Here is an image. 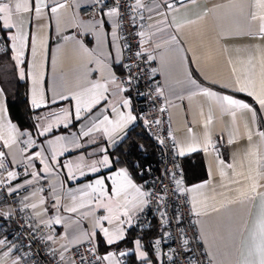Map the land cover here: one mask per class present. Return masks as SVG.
Masks as SVG:
<instances>
[{"label": "crops", "instance_id": "obj_1", "mask_svg": "<svg viewBox=\"0 0 264 264\" xmlns=\"http://www.w3.org/2000/svg\"><path fill=\"white\" fill-rule=\"evenodd\" d=\"M92 2L93 0H45L48 7H45L40 18L36 19L34 0H28L29 12H23L16 17L17 23L29 33L21 48L22 63L18 67L26 74L23 80L27 82L30 106L34 110L42 111L36 114L32 132L16 128L18 143L9 149H3L12 165L10 171L17 173L15 179L9 180L8 176L7 179L11 189L20 193L19 205L30 224L55 229L56 234L45 235L44 241L51 252L56 250V256H60V252L65 255L69 249L78 245L92 243L103 256L109 251L113 254L114 259L104 261V264H123V259L119 258L118 254L127 250H133V254L124 264H142L135 254L134 242L139 237L132 242L130 248L122 246L119 249H110L106 244H101L100 247L95 240L90 242L88 237L75 244L72 242L74 237L82 233L90 235L98 229L93 227V215L83 214L88 212L87 208L77 212L66 210L73 206L69 193H76L79 197L80 193L76 190L84 188L90 182L94 183L99 177H103L108 187H111L108 177L119 169L100 165V171L92 173L81 163V154H87L89 164L93 160H100L103 155H109L111 161L110 152L121 143L137 122L135 119L118 129L111 139L104 137L102 132H93L90 138L78 135L81 129L87 130L92 119L99 115L97 108L112 120L117 118L112 112L113 106H118V110L125 114L130 111L136 117L131 98L130 108L125 109L122 106L123 98L130 95L126 91L119 92L116 87L120 84L119 73L124 70L125 62L124 42L119 34L118 18L109 19L102 15L82 17L79 9ZM141 3L148 17H153L149 19L151 27L145 37V50L148 55L154 57L152 62L157 72V86L168 104L178 152L181 146L185 151V155L181 156L185 181L183 189H194L191 192L185 191V194L189 198L209 260L211 264H239L241 259L256 260L257 256L249 255L245 240L253 231L264 205V187L253 192V180L249 179L250 176L256 177V161L264 156V142L259 136V133L264 131V110L260 109L253 97L248 96L246 92L237 91L236 88L239 81L240 85L248 86L249 90L256 94L261 90L264 80V40L248 35L249 32H257L260 21H252L251 15L253 12L259 15L261 10L255 7L256 0H174L175 11L168 14L165 20V17L155 11H148L154 7L153 0H141ZM57 4H63L64 7L58 8L54 15L50 7ZM159 11H166L162 2ZM161 20L165 22L157 23ZM113 31L116 33L115 38ZM33 35L36 37L35 56L32 52ZM172 37H176V40H172ZM80 43L91 55L82 51ZM12 53L14 56L15 53ZM117 59L120 64L115 63ZM110 72L115 75L116 84L107 85L108 100L101 101V105H96L91 113H83L92 119L76 120V101L72 99L73 95L83 93L86 99L89 98L92 93H84L85 88H90L91 83H103L108 79ZM190 78L195 79L201 88L217 95H229L248 103L258 112L256 124L252 123L251 113L247 110L228 109L227 106L221 108L215 97L203 95L200 89L190 83ZM0 91L4 93L0 96V134L6 137L7 125L14 123L8 113L7 94L1 81ZM34 92L37 99L41 94L43 96V103L38 108L32 106ZM61 95L67 96L68 99L61 100ZM53 98H56V103H52ZM66 118L71 122L64 127ZM49 125L51 132L40 136L39 131ZM70 126L71 130L56 133L57 130ZM249 134L251 140L248 139ZM29 136L34 141L33 147L30 148L22 143ZM60 136L75 139L82 147L76 148L72 144H66L67 150L61 155L60 146H57L58 163L52 165L51 174L45 173V166L40 164L39 158L32 162L33 167H28L25 157L42 149L43 157L50 159L51 150L48 149L47 141ZM92 140L95 142H91ZM2 143L3 141H0V145ZM193 143L197 150L189 151L187 146ZM105 148L106 151H102ZM19 149H25V152L21 154ZM220 161H224V164ZM68 164L73 165L77 180L67 179V169L61 165ZM229 164L234 167L228 168ZM77 165L83 168L85 176H80ZM33 171L38 173L36 179L31 175ZM222 171L225 173L223 177L220 175ZM28 180L32 183L28 184ZM133 181L145 190L142 184L134 179ZM260 183L264 184V180ZM198 185L203 187H197ZM57 198L58 208L54 207ZM41 199L44 200L43 204L39 203ZM32 203L37 204L36 209L28 206ZM91 207L95 216L107 215L103 209L97 210L95 205ZM129 208H132L131 203ZM141 211L134 212L131 228L127 223L123 225L125 239L110 247L126 240ZM7 215L8 209L2 205L0 197V218L4 219ZM56 217L60 218L59 224L54 222ZM48 221L52 223L48 224ZM104 226L113 227L107 221H104ZM49 236L53 239L49 240ZM0 240L4 241L0 244V264H33L28 254L15 249L14 241L9 235L1 237ZM62 245L67 247V251ZM141 250L150 257L142 244ZM151 255V260L156 264L152 250Z\"/></svg>", "mask_w": 264, "mask_h": 264}, {"label": "snow or ice", "instance_id": "obj_2", "mask_svg": "<svg viewBox=\"0 0 264 264\" xmlns=\"http://www.w3.org/2000/svg\"><path fill=\"white\" fill-rule=\"evenodd\" d=\"M94 3H99L102 5V7L99 9V12L102 16H107L109 19L113 17H121V18H129L131 20V23L133 25V29H135V17H129V10L135 11L136 9L141 8L143 5L141 3V0H135V3L132 4L131 0H114V3L109 6V4L106 2V0H93ZM163 3L164 8L166 11H159L160 9V3ZM182 2V0H180ZM154 7L149 8L148 11L156 12L158 15L165 17V20L168 16V14L175 11V3L174 0H153ZM34 11H35V18L39 19L41 14L44 11L45 7H48V5L45 4V0H34ZM64 7L63 4H57L56 6L50 7V11L55 15L58 11V8ZM255 7L260 9L259 15L256 12H253L251 15V20L256 21L259 20V27L257 32H249L248 35L258 37L262 40H264V0H256ZM107 9V11H105ZM23 12H29V5L28 0H0V40H3L5 44L11 45V51L15 53V55L12 57L16 63L17 66H19L22 63L21 57L23 55L21 48L23 47V42L28 38L29 33L25 32L23 29V26L21 24H18L16 21V17L23 13ZM143 19V17H141ZM148 19H153V17L150 15ZM32 17H29V24H31ZM164 20L157 21V23H164ZM151 27V25H150ZM113 37H116L115 31L112 33ZM137 35L140 37V51H137L135 53V56L138 58H142L146 50L144 49V44L147 43V41L144 39L145 33L143 31H140L137 33ZM32 39V52L33 56L36 55V48H35V41L36 37L33 35L31 37ZM172 40H176V37H172ZM167 43V41H166ZM80 48L82 51L88 55H91L89 50L84 47L82 43H80ZM128 48L131 47V45H127ZM159 47V45H157ZM148 60H152L154 57H152L150 54L148 55ZM115 63L120 64L119 59L115 61ZM123 67L128 72L127 80H121L120 84L116 85L119 92H125L129 91L130 86L132 85L133 81L139 80L138 75H133V69L131 64H124ZM136 70L137 72L141 71V65L136 64ZM20 78H25V72L23 70L20 71ZM28 75H32L31 73H28ZM35 83V79H34ZM116 84V77L113 73H109V77L107 80H105L103 83L101 82H95L91 83L90 88H85L84 93H92V95L89 98H85L84 94L79 95H73L72 99L76 101V108H75V119L78 121L88 120L92 119V117L83 115V113H91L92 109L96 107V105H101V101H107L108 100V84ZM190 83L195 86L196 88L200 89L201 93L208 97H215L217 103L221 106V108H225L227 106L228 109H242L247 110L249 113H251L252 123L256 124L257 122V111H254L252 106H250L248 103H244L238 99H234L229 95H217L214 92L209 91L208 89L201 88L199 84H197V81L195 79L190 78ZM125 85L129 86L126 87ZM237 91L240 92H246L248 96H251L255 99V101L260 105V109L264 110V80H262L261 83V90L259 94L254 93L253 91L249 90L248 86H242L240 85V82L237 81ZM157 93H160V90L157 89ZM4 93L0 91V96H3ZM138 95H142V93H138ZM61 100L68 99L67 96L61 95ZM56 98H53L52 103H56ZM43 103V96L41 94L40 98L37 99L36 93L34 92L33 99H32V106L34 108H38ZM122 106L125 109L130 108V96L127 98H123L122 100ZM163 110V109H162ZM96 112L99 114L95 119H92V123L90 126L87 127V130L81 129V132L78 134L79 137L83 138H90L91 134L93 132H102L104 137H107L109 139L112 138V134L116 132L118 129L124 127L128 123L132 122L136 119L131 112L129 111L127 114L123 111L118 110V106L112 107V112L116 114L117 118L116 120H112L109 118L108 115H103L99 108L96 109ZM102 116V118H100ZM59 119V117H57ZM71 121H68L66 118V122L64 124V127L68 126V123ZM210 122V121H209ZM159 123V121H157ZM264 126V125H262ZM247 127V124L245 125ZM8 134L5 137L3 134H0V141H3L2 145H0V169H3V160L6 158V153L3 151V149H9L12 147V145H15L18 143L17 135H16V126L9 123L7 125ZM51 126L43 127L41 131H39L40 136H45L47 133L51 132ZM189 133H191V129H189ZM259 136L261 138V141L264 142V131L259 133ZM248 139L251 140L252 137L249 134ZM206 140H207V134H206ZM88 141L86 140L85 143ZM91 142H95V140H92ZM22 143L26 144L27 147H33L34 141H32L31 137L26 141H22ZM163 143V141H161ZM231 143V141H230ZM66 144H72L76 148H81L82 144L76 143L75 139H66L63 136L56 137L55 139H50L47 141L48 149L51 150V156L49 158H45L42 155V151H37L34 154L27 155L25 157L26 161L28 162V167H33V161L37 158L40 159V164H43L45 173L51 174L53 171L52 165H55L58 163L57 161V146H60V154L62 155L63 152L66 149ZM189 151H196L197 146L193 144H189L188 146ZM205 150H207V143L205 145ZM21 154L25 152V149H19ZM102 151H106L105 149H102ZM95 155V153H93ZM180 156L185 155V151L183 146H181ZM81 163L84 167H87L90 169L92 173H96L100 171V165L108 168L113 167V163H119V160L117 159L115 162L110 161L109 155H103V157L96 161L93 160L90 164L87 163V154H81ZM221 164H224V161H220ZM258 167L256 172V177L250 176L249 179L253 180L252 184V191L256 192L258 188L264 187V184L260 183L261 180H264V156H262L260 159L256 161ZM61 167L67 169V179L68 180H77L78 177L73 171V165H61ZM228 168H233L234 166L232 164L227 165ZM77 168L79 170V174L81 177L85 176L86 173L83 171V168L80 165H77ZM137 168H140V173L142 174L144 169L139 164H128L127 167H120L118 170H115L112 175L108 177V180L111 183V187H108V185L105 182V179L103 177H99L95 179L94 183H88L85 185L84 188H78L76 191L77 193H80L79 197H77L76 193H69V196L71 197V200L73 202V206L66 208L69 212H77L80 209H88V212L83 213L84 215H93L94 218V225L93 227L95 229H98V231H93L90 235L89 233H82L79 236H76L73 238V244H75L77 241L83 240L85 237H88L90 242L92 240H95L97 245L106 244L109 247L113 244H117L119 241H123L125 239V229L123 228V225L125 223L128 224V226L131 228L133 226V216L135 211H141L143 209V206L147 203L146 198L149 197L151 194L144 190L141 186H138L133 181L132 175H130V169L132 171H135ZM33 179L37 178L38 173L36 171H33L31 173ZM221 177L225 175V173L222 171L220 173ZM8 179L13 180L17 177V173L13 171H8L7 173ZM258 177V179H257ZM173 178L175 179V173H173ZM28 184H31L32 181L28 180ZM236 183H239V181H236ZM175 184L177 186L176 191L177 192H191L194 191L192 188L188 189H182L180 186L182 184L181 180L176 179ZM197 187H203V185H198ZM16 189H11L10 191H15ZM175 194V193H174ZM246 198L247 194H244ZM87 197V199H85ZM77 200H79V203H77ZM138 202V203H137ZM40 204L44 203V200L41 199L39 201ZM132 204V208H129V204ZM92 205H95V208L97 210L103 209L107 215L101 214L99 216H95ZM29 207L36 209L37 204L32 203L31 205H28ZM54 207H59V198H57V203L54 205ZM37 215H40V213H37ZM163 216V214H161ZM104 221H107L109 225H113L112 228L105 227ZM56 224H59L60 218L56 217L55 221ZM179 222V221H178ZM48 224H51L52 221H48ZM102 234V238H101ZM49 240H52L53 237L49 236ZM4 241L0 240V244H3ZM135 254L136 256L141 260L142 264H154V262L151 260L150 257L145 255V251L141 250V241L137 239L135 242ZM160 243L159 240L156 241V245L158 246ZM185 244H187V241H184ZM245 245L248 247V253L250 256H257L258 259L256 260H246L241 259L239 264H264V205L261 207V211L258 217V220L255 222L253 231L250 233V236L248 239L245 240ZM62 248H64L65 251H67V247L62 245ZM91 251V250H90ZM56 250H52L50 253L51 255L55 256ZM76 252H79V249H76ZM121 256L127 255L126 252H120ZM92 260H86L85 257L79 256L80 264H96V261L103 260V261H112L114 259L113 254L109 251L107 254H105L102 258L97 255L94 251H92ZM60 258L62 261H66V264H76L75 260L67 259L64 256V252H60ZM170 260H173L174 264V258L169 257ZM15 264V262H14Z\"/></svg>", "mask_w": 264, "mask_h": 264}, {"label": "built area", "instance_id": "obj_3", "mask_svg": "<svg viewBox=\"0 0 264 264\" xmlns=\"http://www.w3.org/2000/svg\"><path fill=\"white\" fill-rule=\"evenodd\" d=\"M106 2L111 6L114 0H106ZM131 3L134 4L135 0H131ZM101 7V4L92 2L81 7L79 14L87 18L98 16L101 15L99 12ZM132 16L136 20L135 29H133L129 18L117 17L119 34L124 42V64H131L133 75L139 76V80H134L129 91L126 92L136 102V119L160 149L158 158L142 167L144 169L142 174L140 169L138 170L139 176L145 180V190L151 195L146 198L147 203L137 216L133 229L137 233L150 232L155 225L159 229L157 236L151 242V250L154 253L156 264H173V260L169 259L170 256L174 258V264H211L198 232L189 198L185 192L176 191V179L182 181L180 186L182 189L185 183L183 160L174 139L168 104L161 94L157 93V72L154 63L152 60H148L147 52L142 58L135 56V53L141 50L140 37L137 33L143 31L145 37L149 33L148 14L142 6L135 11L130 9L129 17ZM127 45H131V47L128 48ZM143 47L145 49V44ZM136 64L141 65V71L137 72ZM127 76L128 72L124 67V74L120 77V82L122 79L126 81ZM138 93H142V95H138ZM11 169L10 161L4 158L3 169H0V197L2 205L8 209V215L4 219L0 218V226L9 225L8 235L13 239L15 249L28 254L33 264H66V261H62L60 256L50 254L51 251L44 241L45 235L56 234L55 229L45 225L32 226L22 212L19 205L20 193L16 190L10 191L7 173ZM173 173H175V179ZM157 240L160 241L158 246L156 245ZM185 240L187 244L184 243ZM77 248L79 249L78 253L76 252ZM92 251L101 258L103 257L92 243L81 244L69 249L64 256L67 259L75 260L76 264H80L78 257L83 256L86 260H92ZM96 264H104V261L101 259L96 261Z\"/></svg>", "mask_w": 264, "mask_h": 264}, {"label": "trees", "instance_id": "obj_4", "mask_svg": "<svg viewBox=\"0 0 264 264\" xmlns=\"http://www.w3.org/2000/svg\"><path fill=\"white\" fill-rule=\"evenodd\" d=\"M13 53L11 51V45L5 44L3 40H0V81L7 94V108L10 119L20 131L32 132L36 123V114L42 110H34L28 102L27 82L21 80L18 76V71L13 60ZM124 70L119 75L122 76ZM133 102V109L137 115V107L135 100L130 96ZM60 104V103H58ZM72 129V126L68 128H61L56 131L67 132ZM160 149L158 145L150 139L146 130L141 123L137 120L133 128H131L126 137L121 143L110 152L111 161L115 162L117 159L119 163H113L112 169L127 167L128 164H139L141 167L154 161L158 158ZM137 168L135 171H130L133 179L144 185V178L139 176ZM159 229L156 225L154 229L147 233H137L134 229L128 233V236L124 242L119 245L109 247L110 249H119L122 246L130 248L132 242L139 237L143 248L148 252L150 258L151 255V242L157 236ZM9 234V225L5 224L0 226V238ZM102 247V245H100ZM108 249V248H107Z\"/></svg>", "mask_w": 264, "mask_h": 264}, {"label": "water", "instance_id": "obj_5", "mask_svg": "<svg viewBox=\"0 0 264 264\" xmlns=\"http://www.w3.org/2000/svg\"><path fill=\"white\" fill-rule=\"evenodd\" d=\"M184 1H186V0H183L182 2H184ZM123 252H126L127 255H125V256H121L120 253H119V254H118V257L123 259L122 262H123V264H124V263H126V259H127L130 255L133 254V250H127V251H123Z\"/></svg>", "mask_w": 264, "mask_h": 264}, {"label": "rangeland", "instance_id": "obj_6", "mask_svg": "<svg viewBox=\"0 0 264 264\" xmlns=\"http://www.w3.org/2000/svg\"><path fill=\"white\" fill-rule=\"evenodd\" d=\"M13 60H14V59H13ZM14 63H15L16 68H18L17 71H18V76H19V78H20V74H19V73H20V71L23 70V69H21L20 67L17 66L15 60H14ZM23 71H24V70H23ZM20 79H21V78H20ZM22 80H23V79H22ZM145 255H146V254H145Z\"/></svg>", "mask_w": 264, "mask_h": 264}]
</instances>
